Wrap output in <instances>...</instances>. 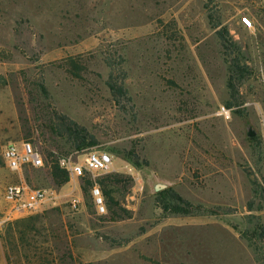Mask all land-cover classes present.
<instances>
[{"label":"rangeland","instance_id":"1","mask_svg":"<svg viewBox=\"0 0 264 264\" xmlns=\"http://www.w3.org/2000/svg\"><path fill=\"white\" fill-rule=\"evenodd\" d=\"M221 28L249 71L236 95ZM110 76L126 91L118 101ZM55 111L95 145L56 136ZM22 142L42 168L7 166L3 147ZM89 151L109 154V168L56 186L52 161L82 163ZM104 180L101 211L93 189ZM253 181L264 190V0H0V237L17 220L36 226L17 254L0 238V264H258L240 235L264 228ZM9 185L48 198L6 220ZM167 190L195 209L162 210Z\"/></svg>","mask_w":264,"mask_h":264},{"label":"trees","instance_id":"2","mask_svg":"<svg viewBox=\"0 0 264 264\" xmlns=\"http://www.w3.org/2000/svg\"><path fill=\"white\" fill-rule=\"evenodd\" d=\"M220 24H216L215 27H219ZM218 37L220 39L221 45L228 55L229 51L230 56L229 60L227 61L228 64V78H227V88L228 91L231 92L232 95L237 94V86L240 81H242L247 75H249L248 69L243 66L237 57V55L234 56V53L236 50V47L234 43L229 38L228 32L225 28H221L218 30ZM233 49V51H232ZM233 54V55H232ZM232 55V56H231ZM72 68H74L75 71H77V66L75 63L71 62ZM107 86L110 90V93L114 99V101H118L120 96H124L126 94V91L122 85L116 84L112 76L109 77ZM230 106V104H228ZM52 130L54 134L58 137L66 139L73 148L77 150H81L87 147H91L95 145L96 141L92 136H90L86 129L78 125L76 122L68 118L67 116L60 114L58 112H53L52 114ZM52 154H49L51 156ZM50 175L54 181V184L56 186H61L69 181L68 173L65 169L60 168L57 161H52L51 167H50ZM106 180L100 181L99 185L102 187V204L104 205L103 199L108 200L111 199L109 192L106 190V187H108L110 182H106ZM85 186H82V191H86V186H92V182L90 180H85ZM253 193L257 195L259 192H263L262 188L257 184V182L253 181ZM165 193H167V196H163ZM162 195V197L158 198L159 204L165 212H173V213H182V214H189L192 212L195 207L190 204L188 201L184 200L180 196L176 195L174 192L167 190L162 191L159 193ZM116 205V202L114 203ZM252 202L248 204V210H252ZM35 222L33 221V218L28 219H22L17 220L12 223H8L3 229L1 233V240L4 244L5 242L10 246V250L13 254L18 253V241L24 245V240L26 239V233H29V231L35 230ZM247 231V230H246ZM248 232V231H247ZM247 232H242L240 235L242 238L247 240L249 242V246L253 248L254 254L256 256V263L258 264H264V255L260 254L259 249L256 247V244H253V238L256 237V239L263 240L264 241V228L260 226V224H256L255 228L251 232L250 235L247 234ZM14 234H19V236L16 237ZM29 246V244L27 245Z\"/></svg>","mask_w":264,"mask_h":264},{"label":"built area","instance_id":"3","mask_svg":"<svg viewBox=\"0 0 264 264\" xmlns=\"http://www.w3.org/2000/svg\"><path fill=\"white\" fill-rule=\"evenodd\" d=\"M245 26L250 27L251 21L242 18ZM220 114L226 115L227 110L221 108ZM2 157L7 166L13 171H20L21 168L29 166L32 168H42L44 166L42 157L37 149L29 142L8 143L3 147ZM112 158L105 152L89 151L85 153L83 162L78 163L70 158H62L60 166L73 178L80 177L87 172H101L109 168ZM93 195L96 204L101 211L104 210L99 190L95 187ZM48 198L47 192L42 189H30L25 185H9L5 188L3 199L7 204L4 219L11 220L19 218L29 212L36 211ZM2 221H0L1 224Z\"/></svg>","mask_w":264,"mask_h":264},{"label":"water","instance_id":"4","mask_svg":"<svg viewBox=\"0 0 264 264\" xmlns=\"http://www.w3.org/2000/svg\"><path fill=\"white\" fill-rule=\"evenodd\" d=\"M162 187H163V186H160V185H159V186H157V188H162Z\"/></svg>","mask_w":264,"mask_h":264}]
</instances>
